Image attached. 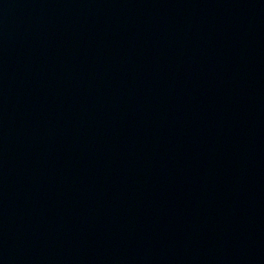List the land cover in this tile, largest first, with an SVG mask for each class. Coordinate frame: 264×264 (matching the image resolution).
Listing matches in <instances>:
<instances>
[{
	"label": "water",
	"instance_id": "95a60500",
	"mask_svg": "<svg viewBox=\"0 0 264 264\" xmlns=\"http://www.w3.org/2000/svg\"><path fill=\"white\" fill-rule=\"evenodd\" d=\"M0 264H264V0H0Z\"/></svg>",
	"mask_w": 264,
	"mask_h": 264
}]
</instances>
